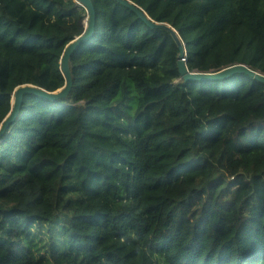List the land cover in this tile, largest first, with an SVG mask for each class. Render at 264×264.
<instances>
[{"label":"trees","instance_id":"obj_1","mask_svg":"<svg viewBox=\"0 0 264 264\" xmlns=\"http://www.w3.org/2000/svg\"><path fill=\"white\" fill-rule=\"evenodd\" d=\"M55 101L0 137V264H264V83L183 81L177 44L114 0ZM174 27L190 71L264 74V0H130ZM75 0H0V124L13 90L64 85Z\"/></svg>","mask_w":264,"mask_h":264},{"label":"water","instance_id":"obj_2","mask_svg":"<svg viewBox=\"0 0 264 264\" xmlns=\"http://www.w3.org/2000/svg\"><path fill=\"white\" fill-rule=\"evenodd\" d=\"M78 5L84 8L86 12V17L83 21L84 30L82 34L71 40L64 47L62 54L60 56V66L62 75L64 77V85L55 90V91H46L45 89L32 85V84H23L17 86L12 94L10 99V111L5 116L3 121L0 124V137L10 126L12 121L18 116L20 107L23 101L24 95L32 94L47 100L55 101L59 98L65 97L68 95L71 86V74L69 69V58L71 54L94 32V25L96 21V15L94 10V5L91 0H75ZM119 4L129 8L131 11L137 14V16L149 27L152 29L160 28L168 31L175 43L177 44L179 53L177 56V65L180 74V78L183 81H204V80H221L227 77H230L234 74H247L258 81L264 83V74L259 71L253 70L245 64H234L218 71L213 72H198L190 71L186 67L185 60L182 61V58L185 57V48L184 44L181 41V38L178 34V31L165 22H156L152 20L145 11L142 10L139 6L131 2L130 0H114Z\"/></svg>","mask_w":264,"mask_h":264},{"label":"built area","instance_id":"obj_3","mask_svg":"<svg viewBox=\"0 0 264 264\" xmlns=\"http://www.w3.org/2000/svg\"><path fill=\"white\" fill-rule=\"evenodd\" d=\"M185 60V57L184 58H182V61H184Z\"/></svg>","mask_w":264,"mask_h":264}]
</instances>
